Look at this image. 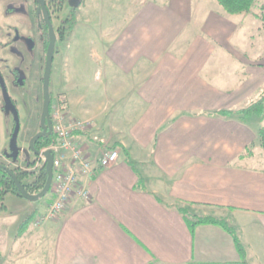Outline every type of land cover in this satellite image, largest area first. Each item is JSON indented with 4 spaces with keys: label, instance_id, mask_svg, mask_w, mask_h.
I'll use <instances>...</instances> for the list:
<instances>
[{
    "label": "crops",
    "instance_id": "crops-1",
    "mask_svg": "<svg viewBox=\"0 0 264 264\" xmlns=\"http://www.w3.org/2000/svg\"><path fill=\"white\" fill-rule=\"evenodd\" d=\"M263 11L264 0L241 14L216 0H116L121 15L110 32L103 17L78 21L69 51L86 44L77 31L99 30L89 51L100 64L88 87L96 99L74 94L82 83L67 70L64 108L90 125L74 134L86 157L114 144L119 157L82 178L89 200L72 199L59 218L40 221L48 192L22 231L31 213L17 217L6 193L0 264H238L229 232L214 224L192 232L177 206L225 218L248 264H264V118L223 114L264 90ZM3 107L0 155L13 129ZM247 147L252 154L240 158Z\"/></svg>",
    "mask_w": 264,
    "mask_h": 264
},
{
    "label": "rangeland",
    "instance_id": "rangeland-1",
    "mask_svg": "<svg viewBox=\"0 0 264 264\" xmlns=\"http://www.w3.org/2000/svg\"><path fill=\"white\" fill-rule=\"evenodd\" d=\"M84 0L80 7V24L84 22L85 18H89L91 21L90 24L94 25L100 21V18L103 17L104 22L107 24L104 27V30L110 32V28L116 23L114 20H118L121 14L115 13V2L116 0ZM125 1V0H124ZM120 4L123 1L119 2ZM13 7L17 8L16 14L12 15L8 11V8ZM22 5L19 1L16 0H0V28L1 34L0 39L2 41L10 40L13 34V26H22L25 24V17L23 15L24 9H21ZM67 9V8H66ZM66 11V10H65ZM260 12V11H259ZM264 15V11L261 12ZM113 18V20H111ZM85 27V26H82ZM22 28V27H21ZM84 28H82L83 30ZM83 36L87 37L85 46H81L80 50H70L68 49V43L65 45L62 43L56 44L57 53L53 62V74L51 76V90L58 100V96H63V91L68 89V82L65 81L66 71L69 70L71 72L72 78L75 81L81 82L82 86H78L74 88V94L82 95L85 94L88 96V99L94 101L96 99V94L93 91H89L88 87H90L91 83L94 80V75L100 70V64L98 60L90 55L91 47H97L98 42L95 44V38H99V30L91 29V31L79 34L77 31L75 36ZM23 39V37H22ZM76 42V41H74ZM92 42V44H91ZM16 47V46H15ZM15 47H10L1 51L0 56V66H2L3 74L6 78V82L8 84V93L15 99V105L18 110L19 116V124L20 129L18 133L17 143L19 147H22V150L19 153L16 162H13L11 159H6L5 157H1L0 161H2L5 165H10L11 169H16L20 171H32V166L28 165V162H31L34 157L30 159V153L28 146V140L39 130V120L42 110V89H41V79H39L37 87H30L28 80L25 86H16L14 88L11 85V70L8 68L10 66L16 67L20 71V78L22 79L23 75H25V70H28L29 65L24 64L26 60H30L33 57L32 49L27 48V53L23 55L18 49ZM10 54V56L8 55ZM13 57H16L18 60H11ZM26 56V59H25ZM70 58L69 62L67 58ZM4 58V59H3ZM29 58V59H28ZM20 59V60H19ZM20 61V62H19ZM68 62V63H67ZM11 67V68H12ZM98 75V73H97ZM41 77V73H40ZM54 98V99H55ZM66 99L65 96L62 97ZM59 102V100H58ZM60 103V102H59ZM0 105L4 106L3 94L0 87ZM61 109L66 113V115L70 116L68 112L65 111L64 106L60 103ZM7 119L9 120V130L14 126V118L11 112H5ZM9 141V139H8ZM257 149H259V145H256ZM253 149V145H250ZM7 149L9 148V144L7 143ZM254 148V149H256ZM21 165V168L17 165ZM35 175V174H34ZM34 175L30 173L27 177H25L22 181L23 184H28L34 179ZM12 194V193H11ZM48 193L40 198L37 201H29L23 197L12 194L5 198V204H7L10 211L17 213L16 216L22 217L28 215L30 213L38 212L37 209H41L40 203L45 200V197ZM16 225V224H15ZM13 226L12 228L15 230L17 226Z\"/></svg>",
    "mask_w": 264,
    "mask_h": 264
},
{
    "label": "built area",
    "instance_id": "built-area-1",
    "mask_svg": "<svg viewBox=\"0 0 264 264\" xmlns=\"http://www.w3.org/2000/svg\"><path fill=\"white\" fill-rule=\"evenodd\" d=\"M49 117L57 141L41 150L52 153L53 173L49 188L50 202L39 216L40 221L59 218L72 199L89 200L90 194L82 178L91 176L100 167L109 166L119 157L116 149L104 151L98 159L86 157L79 142L74 139V134L85 131L90 125L87 121L66 115L57 99L52 103ZM45 163L46 158L42 153L34 159L32 171L35 175Z\"/></svg>",
    "mask_w": 264,
    "mask_h": 264
},
{
    "label": "flooded vegetation",
    "instance_id": "flooded-vegetation-1",
    "mask_svg": "<svg viewBox=\"0 0 264 264\" xmlns=\"http://www.w3.org/2000/svg\"><path fill=\"white\" fill-rule=\"evenodd\" d=\"M16 1H19L22 5L21 9H24L23 15L22 14L20 15L25 17V21H24L25 24L22 26H13V34H12L13 36L10 40L8 39L6 41H2L0 39V56H2L1 51L4 50V48L7 49L10 47L16 46L15 49H18L23 55H25L24 53L28 54L27 48L32 49L33 57H31L30 60H26V63H24V64L29 65V67H28V70H25V75L22 76L23 77L22 79L20 78V75H21L20 71L16 67L10 66V68H8L9 71L10 70L12 71L11 72L12 74L11 75V85L14 88H16V86L18 87L25 86L27 83L26 80H28L30 87L33 88V87H37L39 79H41L40 81H41V89H42L43 71H44L45 60L47 56V48H48V45L50 42V36H51L50 28H52V31L55 36L54 53H53V62H54V59L57 53L56 44L57 42L62 43L64 45L68 43V40L72 36L74 30L72 34L68 38H65V39H62V32L66 27L69 26V23H70L69 21L72 16L75 17L76 25L74 29L76 28L77 23L80 20V14H81L80 7L84 0H80V3L78 6L72 5L71 3L72 0H16ZM9 10L11 11L9 12ZM16 11H17V8L10 7L8 8L7 12H9L12 15H15ZM0 34H1V28H0ZM8 55L10 56L9 53ZM11 56L13 58L11 59L12 61L18 60L16 59V57H13L14 55H11ZM25 59H26V56H25ZM53 62H52L51 75H50L49 92L51 90V76L53 74ZM40 73H41V77H40ZM0 76L2 77L4 84L6 86V89L8 91L9 86L3 74L2 66H0ZM54 100H56V98ZM12 101L15 104V99L14 100L12 99ZM49 114H50V110H49ZM49 125L52 127L51 119H50ZM39 126H40V120H39ZM40 130L41 128H39L38 131ZM29 140H28V145H29ZM29 153H30V157H34V159L38 156V155H35L30 149H29ZM1 157H5L4 154H1L0 158ZM6 159H10V158H6ZM34 159L31 161L32 164H30V166L34 164ZM0 163L4 164L2 161H0ZM7 166L11 169L10 165H7ZM11 170L15 175L17 172H22L19 169L18 170L11 169ZM37 175H34V179L36 178ZM28 192L31 194H34L30 191ZM0 207H1V203H0Z\"/></svg>",
    "mask_w": 264,
    "mask_h": 264
},
{
    "label": "trees",
    "instance_id": "trees-1",
    "mask_svg": "<svg viewBox=\"0 0 264 264\" xmlns=\"http://www.w3.org/2000/svg\"><path fill=\"white\" fill-rule=\"evenodd\" d=\"M216 1L226 13L241 14V13L250 12L252 8L256 5L258 0H216ZM261 19L263 20V27H264V16H262ZM69 22H70L69 26L66 27L62 32V39L68 38L72 34L74 27L76 25L75 17L72 16ZM62 97L63 96L59 95L58 100L64 106L66 104V101ZM54 98L55 96L53 92L50 90L49 110L51 108V104ZM223 114L225 115L236 114V115H239V117L244 120L251 116H255L259 119V122H261L264 118V90L255 101L251 102L245 108H242L235 112L225 111L223 112ZM48 129H50V131L46 135L35 140L34 147L36 149L41 150L43 148L50 146L51 144L57 141L56 136L53 133L52 127L50 125ZM257 135H258V141L260 145L264 148V127L262 126L259 127ZM116 147L117 145L114 144L109 147V150L116 148ZM251 154H252L251 148L247 147L244 153L240 155V158H243L245 156H250ZM127 160L129 163H132L129 160V158ZM30 164H32V162L28 163V165ZM30 173L35 174L34 171L32 172L22 171V172H17L16 175H17V178L22 181L25 177L30 175ZM139 181H141L140 177H139ZM45 182H46V170H45V167H42L39 171V174L36 176V178L32 182L25 184L24 187L28 191L36 194L43 188V186L45 185ZM6 193H12V194H15L21 197L18 189L15 186L13 179L8 175L6 171L0 169V203H1L0 209L4 207L2 201ZM176 209L183 215L184 220L186 221V224L188 225L190 231L192 232L194 228L199 224H214V225L222 227L224 230L229 232L233 236L234 244H235L236 250L239 255L238 264H248L246 249L243 243L241 242V240L239 239L234 228L227 222L225 218L214 217L211 215H194V214H191L186 208L178 207V206L176 207ZM34 215L35 213H31L28 217H26V219L19 226V231H22L23 229L26 228V226L31 222Z\"/></svg>",
    "mask_w": 264,
    "mask_h": 264
},
{
    "label": "water",
    "instance_id": "water-1",
    "mask_svg": "<svg viewBox=\"0 0 264 264\" xmlns=\"http://www.w3.org/2000/svg\"><path fill=\"white\" fill-rule=\"evenodd\" d=\"M72 5L78 6L80 3V0H72ZM50 42L47 48V56L45 60V66L43 71V83H42V110L40 115V128L41 130L38 131L30 140L28 148L35 154H43L46 158L45 163V170H46V182L43 188L36 194L29 193L26 188L24 187V184L17 178V176L12 172V170L2 163H0V169L6 171L8 175L13 179L16 188L18 189L21 197L29 200V201H37L40 198L44 197L50 188L51 181H52V154L49 151L41 152L40 150L36 149L34 147V141L39 139L40 137L46 135L50 129H48L50 124V118H49V100H50V92H49V83H50V75H51V68H52V62H53V53H54V43H55V36L52 31V28H50ZM0 87L3 94V101H4V110L11 112L14 118V126L10 135L9 139V149L7 152L4 153V156L6 158H10L13 162L17 161V158L19 156L20 151L22 150V147H19L17 140H18V133L20 129L19 124V116H18V110L13 103L6 86L4 84V81L2 77L0 76Z\"/></svg>",
    "mask_w": 264,
    "mask_h": 264
}]
</instances>
